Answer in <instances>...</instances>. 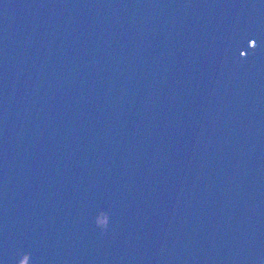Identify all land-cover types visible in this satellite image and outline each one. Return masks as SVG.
<instances>
[{
    "label": "water",
    "instance_id": "95a60500",
    "mask_svg": "<svg viewBox=\"0 0 264 264\" xmlns=\"http://www.w3.org/2000/svg\"><path fill=\"white\" fill-rule=\"evenodd\" d=\"M0 264H264V0H0Z\"/></svg>",
    "mask_w": 264,
    "mask_h": 264
}]
</instances>
